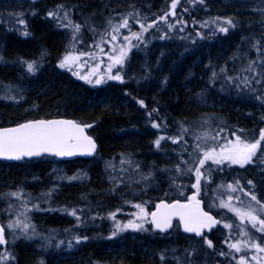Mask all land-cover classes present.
Masks as SVG:
<instances>
[{"label": "trees", "instance_id": "1", "mask_svg": "<svg viewBox=\"0 0 264 264\" xmlns=\"http://www.w3.org/2000/svg\"><path fill=\"white\" fill-rule=\"evenodd\" d=\"M10 1L0 0V126L71 117L93 124L99 148L89 159L0 161V215L3 219L12 201L14 208L27 207L32 239L9 243L6 248L15 256L0 264H32L34 252L48 248V239L68 253L47 250L40 264H153L152 259L163 256L165 262L171 255L182 264H196L199 257H216L210 264H239L231 242L226 243L227 229H221V237L207 235L215 250L204 255L210 248L206 238L178 228L177 236L167 240L151 222L136 231H117L116 226L126 222L125 214L135 205L145 203L151 212L158 199H170L162 196L165 189L174 193L171 199L197 191L207 204L232 192L257 204L251 200L255 195L257 205H264V141L243 167L199 163L205 151L221 153L235 139L233 133L246 140L264 129V0H216L213 5V0H179L175 9L172 0H22L20 15L8 13ZM124 19L128 26L119 27ZM141 24L154 26L144 32ZM133 33H140V39ZM121 49L126 52L122 80L98 70L94 76L103 77L102 82L91 78L88 83L73 74L75 65L71 70L58 66L73 55L86 64L80 70L84 73L97 65L106 71L109 57ZM33 61L36 71L30 73L27 63ZM8 82L9 90L28 86L38 91L24 106L3 91ZM10 101L16 107L12 111L5 109ZM47 163L57 166L55 173ZM197 168L202 173L199 191L193 187ZM56 173L63 178L55 179ZM229 185L236 191L230 192ZM74 209L76 215H70ZM211 211L220 216L216 207ZM130 234L139 237L130 239ZM125 239L118 259L109 256L112 246ZM136 243L142 244L141 253Z\"/></svg>", "mask_w": 264, "mask_h": 264}, {"label": "snow or ice", "instance_id": "2", "mask_svg": "<svg viewBox=\"0 0 264 264\" xmlns=\"http://www.w3.org/2000/svg\"><path fill=\"white\" fill-rule=\"evenodd\" d=\"M179 0H172L171 8L175 9ZM200 3H203V0H199ZM174 14V13H173ZM50 16H54V13H49ZM168 13H165L161 19H166ZM23 23V21H21ZM227 24L231 25L232 21L227 20ZM128 20L124 19L119 27H127ZM153 24H148L146 27L141 24V28L144 32L148 31L149 28L153 27ZM76 30L79 31L80 26H75ZM114 31H119V28H115ZM221 32H227L228 29L221 27L219 29ZM25 35H28L26 32ZM140 33H133L132 37L135 39H140ZM112 39L115 40L116 36L113 35ZM125 40L129 38L127 36L124 37ZM103 51V49H101ZM84 55V53H81ZM89 56L92 54L89 53ZM126 55V52L121 49L120 55L116 57H109L113 61V64H122L123 58ZM80 56L67 55L58 65L60 68H69L70 64L78 61ZM112 64L108 66V72H111ZM99 66L96 68L88 76H79V73L74 72V75L79 76L80 79L87 81L88 83H92L90 79L91 75H95ZM27 71L30 73H34L36 71L35 62L27 63ZM221 71H224L221 69ZM215 75V73H213ZM108 79L114 80H122L119 74L112 76L109 75ZM103 80V77H100L95 80L96 84H100ZM141 106L143 105V101H139ZM92 125H84L71 121V120H36V121H28L26 123L20 124L15 128H4L0 129V157L5 159H16L19 160L25 156H39L41 153H51L56 156H73L77 154V152H81V154L91 155L95 149L96 144L95 141L90 137L85 135V127H91ZM153 127H158V125L153 124ZM185 131H187L185 129ZM207 135V134H205ZM219 135V133H217ZM235 136L234 140H228L227 144L222 146V151L219 154V158L217 159L215 149H211L204 152V159L200 160L199 163L201 165L204 164L205 160L214 159L217 164L222 163L224 160L230 161L232 164H239L243 167L245 164L251 163L254 156L257 154V150L260 148L261 141H264V129H261L259 139H256L255 142H248L241 138L240 135L233 133ZM182 138V137H181ZM157 139L155 144L159 146L160 140ZM215 139V137H213ZM173 142H177L176 139H173ZM199 147V145H197ZM191 171V169L189 170ZM195 175L197 178L196 184L193 187H196L199 191L200 188V177L202 175L199 168L195 169ZM72 179H76L73 177ZM251 183V181H249ZM229 188H232L229 185ZM232 191H236L235 188H232ZM11 195H17V193H11ZM251 200L255 201L257 204H260V201L257 200L255 195L251 196ZM199 201L196 200L195 196H192L189 199L187 204H181L179 201L173 204H165L161 203L156 205V211L150 213L152 217V223L155 224L157 229L161 231H165L167 228L171 227V220L173 216H178L181 221L184 223V230L186 232H195L197 235H202L201 229L209 228L216 223V220L213 219L208 213L203 212L199 207ZM135 207L140 209L141 218L146 217L149 213L141 206L135 205ZM221 207L229 208L230 211L236 213L237 216L243 221L247 218L253 227H256L257 223H259V228L257 229L260 232H264V219H259L257 216L253 215L255 209L249 211H242L241 209L232 208L230 204H226L221 202ZM261 210L264 211V205H261ZM70 215L75 216L76 210H72ZM111 216L115 218V213H112ZM79 219V217H77ZM19 221L16 224L9 223L8 228H14L19 226ZM117 231H124L128 228L133 230H141L143 228L142 224H137L132 221H129L127 224L122 227L117 224ZM224 227L231 228L232 225L225 224ZM28 228V225H24V230ZM4 229L0 227V244L5 243V239L3 236ZM116 235V232H113V236ZM244 235H247L245 232ZM31 238V237H28ZM85 239H87L85 237ZM80 240L77 238V243ZM209 247H212V241L206 240ZM70 246V245H69ZM248 245L245 244V247ZM231 248L235 249L237 252L241 251V248L238 244H231ZM251 247L255 248L257 252H264V247H261L260 244L252 243ZM7 257H0V260L6 259ZM256 259V257H253ZM239 264H247V261L241 257Z\"/></svg>", "mask_w": 264, "mask_h": 264}, {"label": "rangeland", "instance_id": "3", "mask_svg": "<svg viewBox=\"0 0 264 264\" xmlns=\"http://www.w3.org/2000/svg\"><path fill=\"white\" fill-rule=\"evenodd\" d=\"M19 4L21 6H24L22 0H19ZM72 64L75 65L76 69L78 70L76 72L79 73L80 75L88 76L91 73V72H85L84 73L83 71H80V70L85 69L87 67L85 66L86 64L84 65L82 62L80 63L79 60L72 63ZM72 64H70V67L72 66ZM110 64H112L113 66L111 68V72L109 73L108 72V66ZM95 68H96V66H95ZM105 68H106V71L103 68V66L100 65L98 70H100L102 72H106L107 76H109V75L115 76L117 74H119L121 76L123 74L124 62L120 65H116V64H113V61L110 59L108 64L105 66ZM91 78L98 79V77H95L94 75H91L90 79ZM259 136H258L257 132L251 133L249 136L250 139H246V141L255 142L256 139H259ZM224 145H226V144H224ZM221 149H222V147H221ZM216 154H217L216 158L218 159L220 153H216ZM254 157H253V159H254ZM208 160L215 162L214 159H208ZM223 162L229 163L230 161L224 160ZM231 191L232 190L230 189V192ZM162 196H167L171 199L174 196V193L172 192V190L165 189ZM221 202H224L226 204H230L232 208L241 209L242 211H249V210L255 209V211L253 212V215L257 216L259 219H264V211L261 210V205H257L254 202H250L247 200H244V202H243L241 197L238 198V195L236 193H235V196H233V193L231 192V194H229V196L227 198H223V200L217 198L216 201H213V202L209 201L206 204V208L208 210H212L214 207H216L218 210H220V216L223 219L224 225L225 224L232 225V223H230V220L227 216V213H230L233 211H230L229 208L221 207ZM137 205H141L149 213V215L141 218L140 209L134 206L125 214V216H127L126 222L124 224H122L120 221L118 222V224L121 227L123 225L127 224L129 221H132V222L137 223V224H142L143 225L142 229H145L147 224L149 222H151V218H150L151 212H149L148 209L145 208L146 204L145 203H139ZM12 209H14V210H12ZM7 213L11 214L10 217L5 216ZM233 214H235V216L239 220H241L239 218V216L236 215L235 212H233ZM29 216H30V211L27 207H24V208H22V207L16 208L15 207L14 208V206H12V204H8L6 211L4 213L3 219L5 221V217L7 218L8 223L5 222V228H6V231L8 234V241L10 243V246L12 244L15 245L18 240L28 241V239H29L28 237H31V234L29 233V224L30 223L25 222L26 220L29 219ZM17 221L20 222L18 227H14L11 229H9L7 227L9 223H12L15 225ZM244 221H246V223H248V224L251 223L247 218H245ZM257 224H258L257 226L259 228L260 225H259V223H257ZM24 225H28L26 232H24L25 231ZM46 228H50V225H47L44 229H46ZM176 228H178L180 230L179 227H175L174 232L169 233V235H167V240H172L177 236V233H179V232H178V229H176ZM129 229H131V228H129ZM226 229H227V233L229 234L228 238H230V240L229 239L226 240V243L229 244L231 242L230 245L231 244H238L241 248V251H239V252H237L235 249L232 248L235 255L238 254L239 259H241V257H243L247 262H250L252 264H264V252H257L255 248L251 247L252 243H257V244H260L261 247H264V232H260V231L253 232L251 229H247V227L245 225H241V224H238V225L235 224L231 228H226ZM236 229L239 230V231L238 230L237 231L239 232L240 235L237 234V232H234ZM134 231H136V230H134ZM245 232L247 233V235H244ZM38 234H40V233H38ZM205 238H206V240H208L207 236ZM245 244H247L248 246L245 247ZM70 246H71V248H73L74 243H71ZM12 248H13V246H12ZM210 248H213V246ZM221 255L223 256V254H221ZM0 256L1 257L6 256L7 258L4 260H9L10 259V251L7 248L6 249L5 248L0 249ZM253 257H256V259H253ZM215 260H216V257H207L206 259L204 258V259L199 260V263L197 260L196 264H210V263L215 262Z\"/></svg>", "mask_w": 264, "mask_h": 264}, {"label": "bare ground", "instance_id": "4", "mask_svg": "<svg viewBox=\"0 0 264 264\" xmlns=\"http://www.w3.org/2000/svg\"><path fill=\"white\" fill-rule=\"evenodd\" d=\"M16 1L17 0H12V1H10V3L8 4V6H7V8H8V13L9 14H12V15H20V4H19V1H17L18 2V4L16 3ZM216 2V0H213V2L211 3L212 5L214 4ZM221 8H223V5H222V7ZM10 19H11V17H9ZM7 20V22H8V19H6ZM9 23H10V25H12L13 24V19L12 20H9ZM11 84V82H8V84L6 85V86H4L3 87V91L7 94V93H10L11 94V96H9L10 97V99H11V101L13 100V101H16V103H17V101H21V102H23L25 105L24 106H26V105H28L27 104V102L29 101V98H30V96H31V94L32 95H35L36 93H37V91L38 90H34V89H32L31 87H28V86H24V88H23V90H21V89H17V88H14L13 90H9V89H12L13 87L12 86H10V87H8L9 85ZM18 91H20V92H18L17 93V90ZM28 93H30L29 94V96H28ZM14 95V96H13ZM12 97V98H11ZM22 99H25V100H22ZM6 102V104H8L6 107H5V109L6 110H8V111H12V110H14V109H16V107L14 106V104H12V102ZM4 109V108H3ZM55 117H65V116H53V117H50V118H55ZM71 118V117H70ZM30 120H33V119H26V120H23V121H21V122H19V123H16V124H21V123H25V122H28V121H30ZM15 123H11V125H16ZM11 125H7V126H11ZM76 159H81V158H76ZM73 160H75V159H73ZM11 162H20V161H11ZM47 165H49V168H50V170H52L54 173H55V170L57 169V166H55L54 164H51V163H47ZM55 179H57V178H63V176H62V174H55ZM66 185H67V183H66ZM69 186V185H68ZM67 186V187H68ZM71 190H73V191H80V190H77V189H71ZM161 199V198H160ZM160 199H158V200H160ZM12 205H13V201H12ZM13 208V207H12ZM230 213H232V212H230ZM230 213H227V216H228V218H229V220H230V223H232V226H234L235 224L236 225H238V224H241V225H245L246 227H247V229H251L253 232H258V224L256 225V227H253L252 226V223H250V224H248V223H246V221H241V220H239L238 218L236 219V221H238V223H233L232 222V220L230 219L231 218V214ZM219 214H220V210H219ZM10 213H7L5 216L6 217H10ZM5 217V221L3 222V219L1 220V222H2V224H5V222L6 223H8L7 222V218ZM218 218L220 219V224L218 225V227H217V229H215L214 231H213V233L214 234H216L217 236H219V237H221L222 235H223V231L221 230V229H226L225 227H224V224H223V219L221 218V216H218ZM175 227H179L180 228V230L182 231V228H181V225H180V223L177 221V220H174V222H173V226H172V229L169 231V232H159V231H157L154 227H153V229L157 232V233H159V234H164V235H169V233H172V232H174V230H175ZM24 232H26V231H24ZM182 233H184L183 231H182ZM213 233H210V234H213ZM184 234H186V233H184ZM210 234H207V235H210ZM186 235H188V234H186ZM207 235H205L204 237H206ZM130 236V239H132V238H134V239H137V237H139L138 235H133V234H130L129 235ZM189 236H191V235H189ZM203 238V237H202ZM139 239V238H138ZM29 241H31L32 239L30 238V239H28ZM120 241H123V239L121 238V239H119ZM126 241H128V240H126L125 239V241L124 242H122V244H120V245H114V246H112V248H111V250L110 251H108V255L109 256H111L113 259L115 258V259H118V257L117 256H119V253H120V248H122V247H124V246H126L127 245V243H126ZM21 243H25V244H27V242H25V241H22V240H18L17 241V243L16 244H21ZM29 243H32V242H29ZM131 243V242H130ZM47 246H48V248L45 246V248H43V249H41L40 251H36V252H34V260L31 262L32 264H40V262L43 260L44 261V259L46 258V252H48L47 250H49L50 251V249L52 250V251H55L56 253L55 254H57V253H60L61 255H66V253H68V251L67 250H65L63 247H61V246H59V245H54L53 244V242L51 241V240H47ZM141 245L142 244H139V243H136V249L138 250V252L139 253H141L142 251H141ZM65 247V246H64ZM118 247H120L119 249H118ZM135 247V246H134ZM32 249H33V247H32ZM115 249H117V250H115ZM142 249L143 250H145V246L143 245V247H142ZM208 252H214V249L213 248H208V250H206L205 252H202L204 255L205 254H208ZM201 253V254H202ZM11 254H13L14 256H15V254L11 251L10 252V258H11ZM109 256H107L108 258H109ZM110 257V258H111ZM56 258H60V257H58L57 255H56ZM107 258V259H108ZM111 258V259H112ZM162 258H163V256H162ZM162 258H161V260H162ZM201 259H204V258H201V257H199L198 258V263H199V260H201ZM154 262H152L153 264H182V261H181V259H177L174 255H171V256H169L166 260H165V262L164 261H161L160 260V258L158 259V257H157V259H152Z\"/></svg>", "mask_w": 264, "mask_h": 264}, {"label": "water", "instance_id": "5", "mask_svg": "<svg viewBox=\"0 0 264 264\" xmlns=\"http://www.w3.org/2000/svg\"><path fill=\"white\" fill-rule=\"evenodd\" d=\"M118 65V64H117ZM36 120H71V121H74V122H77L79 124H81L82 126L84 125H92L91 123H81V122H78L76 121L75 119L73 118H69V117H55V118H48V119H34V120H30V121H36ZM26 123V122H25ZM23 124V123H21ZM18 125L20 124H16V125H11V126H2L0 127V129H4V128H15L17 127ZM92 127V126H91ZM91 127H85V135L87 136H90L94 141H95V144H96V149L95 151L91 154V155H88V154H81V152H77V154L73 155V156H56L54 154H51V153H41L39 156H31V157H28V156H25L21 159H33V158H37V157H41V156H44V155H49V156H53V157H57L59 159H62V160H73V159H76V158H85V159H88V158H92L95 156L97 150H98V141L97 139L90 133V129ZM19 159V160H21ZM0 160H8L9 159H5V158H2L0 157ZM12 160H16V159H12ZM192 196H195L196 197V200H198L200 203H199V207L200 209L203 211V212H206L208 213V215H210L211 217H213L214 220H216L218 223H216L215 225H213L211 227V229L209 228H203L201 229V232H202V235H197L195 232H186L184 230V223L183 221L180 220V218L178 216H173L172 217V220H171V227L167 228L165 231H161L160 229H157L155 227V224H153V227L159 231V232H169L171 229H172V226H173V222L174 220H177L180 225H181V228H182V231L188 235H192V236H196V237H203L206 233H213V231L215 229H217L218 225L220 224V219L214 214L212 213L211 211L207 210L206 207H205V203H204V200L202 198H200L198 196V194L196 192H192L189 194L188 198L186 200H179V199H176V200H171V201H168V200H160L156 203V205L158 204H161V203H165V204H173V203H176L177 201H179L181 204H187L189 202V199L192 197ZM156 205L154 207V209L152 210V212H155L157 209H156ZM151 212V213H152ZM151 220H152V217H151ZM0 227H3L2 225V222H1V217H0ZM4 229V232H3V236H4V239H5V243L4 244H0V247H5L8 243L7 241V238H6V230L5 228L3 227Z\"/></svg>", "mask_w": 264, "mask_h": 264}]
</instances>
